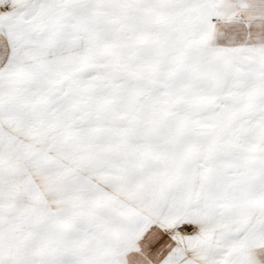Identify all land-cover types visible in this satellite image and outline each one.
Here are the masks:
<instances>
[{"label":"snow or ice","instance_id":"snow-or-ice-1","mask_svg":"<svg viewBox=\"0 0 264 264\" xmlns=\"http://www.w3.org/2000/svg\"><path fill=\"white\" fill-rule=\"evenodd\" d=\"M0 264H264V0H0Z\"/></svg>","mask_w":264,"mask_h":264}]
</instances>
